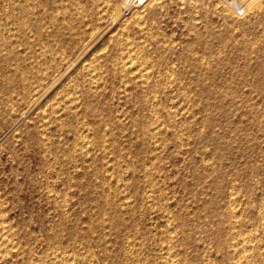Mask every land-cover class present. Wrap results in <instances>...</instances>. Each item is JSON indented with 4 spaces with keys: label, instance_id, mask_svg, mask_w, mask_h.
<instances>
[{
    "label": "rangeland",
    "instance_id": "obj_1",
    "mask_svg": "<svg viewBox=\"0 0 264 264\" xmlns=\"http://www.w3.org/2000/svg\"><path fill=\"white\" fill-rule=\"evenodd\" d=\"M15 1L0 264L264 263V0Z\"/></svg>",
    "mask_w": 264,
    "mask_h": 264
},
{
    "label": "bare ground",
    "instance_id": "obj_2",
    "mask_svg": "<svg viewBox=\"0 0 264 264\" xmlns=\"http://www.w3.org/2000/svg\"><path fill=\"white\" fill-rule=\"evenodd\" d=\"M12 1H15V0H12ZM27 2H30V1H32V2H34V0H26ZM47 3L50 1V0H45ZM62 1H66V2H69V5L70 6H74L75 4H76V0H52V2H55V4H56V2L57 3H61ZM91 1V0H90ZM95 3H96V7H97V5H98V7H100V6H106L107 7V5H105L106 4V0H93ZM125 1V0H124ZM123 1V2H124ZM128 1V0H127ZM126 1V2H127ZM154 1H156V0H135V3H138V2H141V4H143V6H145V5H147L148 7H149V5H151L152 4V2H154ZM160 1V0H159ZM16 2V1H15ZM40 2V1H39ZM129 2V1H128ZM236 2H240L242 5H243V7H244V10H247L248 9V5H250V3H253V2H255V0H236ZM31 3V2H30ZM155 3V2H154ZM159 3V2H158ZM161 3V2H160ZM14 4V3H13ZM15 4H17V3H15ZM38 4V3H37ZM127 3H125V5H126ZM149 4V5H148ZM156 4V3H155ZM124 5V6H125ZM128 5V4H127ZM126 5V6H127ZM138 5V4H137ZM78 6V5H77ZM83 6V5H82ZM121 6V5H120ZM119 6V7H120ZM122 6H123V3H122ZM125 6V7H126ZM136 6V5H135ZM26 7V6H25ZM30 6L28 5V9H30L29 8ZM97 7V8H98ZM106 7H103L104 9L106 8ZM119 7H116V8H119ZM129 7V6H128ZM13 8H15V7H13ZM97 8H95V9H97ZM230 9L229 7H227V6H225V9ZM5 9V8H4ZM67 9V8H66ZM226 9V10H227ZM7 10V9H6ZM103 9H101V11H102ZM117 10H119V9H117ZM116 10V11H117ZM14 11V10H13ZM67 11V10H66ZM100 11V10H99ZM100 11V12H101ZM103 11H105V10H103ZM55 12V11H54ZM119 12V11H118ZM1 13V12H0ZM113 13V12H112ZM115 13H117V12H115ZM22 14V13H21ZM96 14H99V12L97 13L96 12ZM114 14V13H113ZM121 14V13H120ZM23 15V14H22ZM33 15V14H32ZM100 15V14H99ZM110 15V14H109ZM29 16V15H28ZM34 16V15H33ZM62 17V16H61ZM113 17V16H112ZM121 18V17H120ZM30 19V18H29ZM12 20V19H11ZM34 21V20H33ZM110 21V20H109ZM3 22V21H2ZM13 22V21H12ZM55 22V21H54ZM120 22V21H119ZM56 23H57V21H56ZM121 23V22H120ZM9 24V23H8ZM13 24V23H12ZM65 24V23H64ZM26 25V24H25ZM10 26V25H9ZM54 26V25H53ZM7 27V26H6ZM23 27V26H22ZM104 27V26H103ZM15 28V27H14ZM29 28V27H28ZM65 28V27H64ZM13 29V28H12ZM11 29V30H12ZM1 30H2V28H1ZM28 30V29H27ZM12 32V31H11ZM92 32V31H91ZM32 33V32H31ZM13 34H15V33H13ZM8 37V36H7ZM16 37V36H15ZM14 37V38H15ZM3 38V37H2ZM11 38V37H10ZM27 39V38H26ZM28 39H32V37L31 38H28ZM9 42V41H8ZM116 42H118V41H116ZM42 43V42H41ZM42 45H44V44H42ZM47 45V44H46ZM116 45V44H115ZM14 46V45H13ZM117 46H119L118 44H117ZM6 47V46H5ZM17 47V46H16ZM29 47V46H28ZM43 47V46H42ZM45 47V46H44ZM27 49H25V51H26ZM36 50V49H35ZM41 50H42V48H41ZM3 51V50H2ZM1 51V53H3ZM33 51V50H32ZM41 52H43V51H41ZM36 53V52H35ZM46 54H48V53H46ZM31 55V54H30ZM35 55V54H34ZM42 58V57H41ZM44 58V57H43ZM30 60V59H29ZM36 60H37V58H36ZM49 60H51V59H49ZM54 60V59H53ZM45 61H46V59H45ZM58 61V60H57ZM61 62V61H60ZM54 63V62H53ZM117 63V62H116ZM38 64H39V62H38ZM61 64V63H60ZM115 64V63H114ZM118 64V63H117ZM40 65V64H39ZM49 65V64H48ZM126 65H127V63H126ZM26 66V65H25ZM37 66V65H36ZM31 67V66H30ZM52 67V66H51ZM88 68V67H87ZM34 70V69H33ZM44 71V70H43ZM131 71V70H130ZM144 71V70H143ZM37 72V71H36ZM122 72V71H121ZM92 73V72H91ZM113 73V72H112ZM142 73V72H141ZM89 74V73H88ZM138 74V73H137ZM136 74V75H137ZM84 75V74H83ZM86 75V74H85ZM139 75V74H138ZM148 76H150L149 74H147ZM35 76V75H34ZM141 75H139V77H140ZM133 77H134V75H133ZM138 77V76H137ZM144 77V76H143ZM86 78V77H85ZM90 78V77H89ZM146 78V77H145ZM94 79V78H93ZM147 79H149L148 77H147ZM36 80H38V77H36ZM146 80V79H145ZM140 82H141V80H140ZM142 83H144V82H142ZM89 84V83H88ZM145 84H147V82H145ZM35 90V89H34ZM92 90H93V88H92ZM91 90V91H92ZM94 91V90H93ZM69 93V92H68ZM91 94V93H90ZM37 96L39 95V93L37 92V94H36ZM41 96V95H40ZM65 96V95H64ZM78 100V99H77ZM143 102V101H142ZM66 108V107H65ZM69 111H70V109H68ZM60 111V110H59ZM72 112V111H71ZM70 113V112H69ZM55 116H56V114H54ZM71 116V115H70ZM74 117V116H73ZM46 118V117H45ZM41 120H43L42 118H41ZM40 123V122H39ZM45 123V122H44ZM47 124V123H46ZM141 125V124H140ZM47 126V125H46ZM143 127V126H142ZM141 128V127H140ZM147 128V127H146ZM150 129V128H149ZM146 130V129H145ZM146 132V131H145ZM148 132V131H147ZM44 133V132H43ZM42 133V134H43ZM41 134V135H42ZM40 135V136H41ZM44 135V134H43ZM149 136V135H148ZM42 138V137H41ZM87 138V137H86ZM43 139V138H42ZM147 139H149V138H147ZM49 140V139H48ZM146 140V139H145ZM215 140V139H214ZM146 141H148V140H146ZM149 141H150V139H149ZM84 144V143H83ZM87 144V143H86ZM83 148V147H82ZM45 150V149H44ZM131 164V163H130ZM232 196V195H231ZM233 197V196H232ZM230 198V197H229ZM237 198V197H236ZM232 199V198H231ZM238 199V198H237ZM228 200V199H227ZM234 201V200H233ZM230 202V201H229ZM235 202V201H234ZM228 204V203H227ZM231 204V203H230ZM235 204V203H234ZM229 205V204H228ZM237 205H240V203L239 204H237ZM231 206H232V208H234L233 207V203L231 204ZM229 208V207H228ZM237 209H238V207H237ZM234 210H235V208H234ZM237 211V210H236ZM235 211V212H236ZM262 211H264V210H262ZM233 212V211H232ZM262 214V213H261ZM260 214V215H261ZM234 214H232V216H233ZM237 215V214H236ZM231 216V217H232ZM227 217V216H226ZM238 217V216H237ZM261 217V216H260ZM262 217H264V216H262ZM233 218H234V216H233ZM231 219V218H230ZM236 219V218H235ZM237 219H239V218H237ZM236 219V220H237ZM232 220H234V219H232ZM235 221V220H234ZM231 225V224H230ZM231 227H232V225H231ZM236 227V226H235ZM229 229V228H228ZM232 229H234V228H232ZM233 235V234H232ZM230 236V235H229ZM241 236V235H240ZM246 236H248V235H246ZM250 236H251V234H250ZM253 236V235H252ZM251 236V237H252ZM232 237V236H231ZM254 239V238H253ZM253 239H251V242H254V241H252ZM232 240V239H231ZM230 240V241H231ZM233 240H234V242H233V245H231L230 243V246L229 247H234V251H235V249H238L239 248V250L241 251V254H243V257H245V260H246V252H248V250L250 249V239L249 238H245V236L244 237H241V238H237L236 237V235L233 237ZM227 241V240H226ZM228 244V243H227ZM252 245V244H251ZM227 247H228V245H226ZM253 246V245H252ZM252 248V247H251ZM253 249H255V247L253 248ZM252 250V249H251ZM227 251V250H226ZM230 251V250H229ZM236 251H238V250H236ZM254 251V250H253ZM252 251H250V253H251ZM60 254V253H59ZM236 254V253H235ZM238 254V253H237ZM249 254V253H248ZM61 255V254H60ZM250 255V254H249ZM253 255V254H252ZM239 256H241V255H239ZM66 257V256H65ZM64 257V258H65ZM73 257V256H72ZM252 257H254V256H251V258ZM69 258V257H68ZM237 258V257H236ZM236 258H234V259H236ZM255 258V257H254ZM259 258V257H258ZM72 259V258H71ZM251 260V259H250ZM250 260H248V261H250ZM253 260V259H252ZM255 260H257V259H255ZM66 261V260H65ZM64 261V262H65ZM73 261V260H72ZM241 261V260H240ZM243 261V260H242ZM248 261H246V262H248ZM260 261V260H259ZM71 262V261H70ZM233 262V261H232ZM243 262H245V261H243ZM243 262H241V263H243ZM240 263V264H241ZM234 264H239L238 262H234ZM262 264H264V263H262Z\"/></svg>",
    "mask_w": 264,
    "mask_h": 264
},
{
    "label": "built area",
    "instance_id": "obj_3",
    "mask_svg": "<svg viewBox=\"0 0 264 264\" xmlns=\"http://www.w3.org/2000/svg\"><path fill=\"white\" fill-rule=\"evenodd\" d=\"M224 6H227L231 9L236 17H243L245 15V10L243 5L236 0H222Z\"/></svg>",
    "mask_w": 264,
    "mask_h": 264
}]
</instances>
